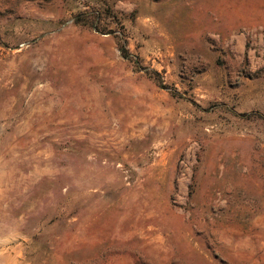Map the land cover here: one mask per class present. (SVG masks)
<instances>
[{"label":"rangeland","instance_id":"1","mask_svg":"<svg viewBox=\"0 0 264 264\" xmlns=\"http://www.w3.org/2000/svg\"><path fill=\"white\" fill-rule=\"evenodd\" d=\"M0 264H264V0H0Z\"/></svg>","mask_w":264,"mask_h":264},{"label":"crops","instance_id":"2","mask_svg":"<svg viewBox=\"0 0 264 264\" xmlns=\"http://www.w3.org/2000/svg\"><path fill=\"white\" fill-rule=\"evenodd\" d=\"M254 91H255V88H254V86H252V85H250V87L247 86V87H244V88H243V92H244V94H245V95H248V94H249L250 97L252 96V94L254 93Z\"/></svg>","mask_w":264,"mask_h":264},{"label":"trees","instance_id":"3","mask_svg":"<svg viewBox=\"0 0 264 264\" xmlns=\"http://www.w3.org/2000/svg\"><path fill=\"white\" fill-rule=\"evenodd\" d=\"M81 15H82V13H81V14H78V16H77V18H76V20H75V21H76V23H80V22L82 21V19H80V18H79ZM90 19H92V20H93V18H90ZM92 20H91V21H92ZM95 28H96V29H98V28H99V26L97 25V26H95Z\"/></svg>","mask_w":264,"mask_h":264}]
</instances>
